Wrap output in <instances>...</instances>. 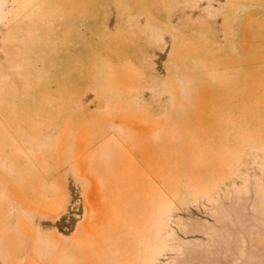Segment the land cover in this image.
<instances>
[{
	"label": "rangeland",
	"instance_id": "374dc122",
	"mask_svg": "<svg viewBox=\"0 0 264 264\" xmlns=\"http://www.w3.org/2000/svg\"><path fill=\"white\" fill-rule=\"evenodd\" d=\"M0 264H264V0H0Z\"/></svg>",
	"mask_w": 264,
	"mask_h": 264
}]
</instances>
